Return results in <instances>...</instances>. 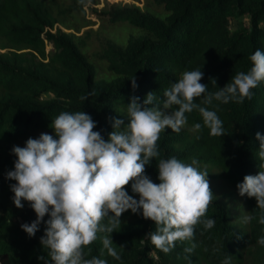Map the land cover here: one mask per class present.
<instances>
[{"label": "trees", "instance_id": "1", "mask_svg": "<svg viewBox=\"0 0 264 264\" xmlns=\"http://www.w3.org/2000/svg\"><path fill=\"white\" fill-rule=\"evenodd\" d=\"M66 1L0 0V264H45L46 260L52 264L40 244L46 225L42 222L32 237L21 228L36 215L29 202L22 200L23 208L13 203L10 185L16 182L7 179L16 160L13 146L24 147L28 138L41 133L54 134L51 121L64 111L89 114L97 125L93 130L107 140L112 119L128 123L124 112L132 96L142 103L153 92L159 102L181 73L198 69L207 91L194 103L215 111L225 134L212 136L194 109L185 114L187 122L179 132L160 133V155L145 165V174L154 183H159V159L176 157L187 164L196 159L199 170L208 172L213 201L195 226L193 240L176 241L165 254L145 237L155 231L154 223L139 211L128 210L110 234L120 259L106 250L101 255V238L107 233H98L97 240L83 249L85 258L95 256L107 264H223L230 257V264H264V246L257 243L264 236V225L258 222L264 211L256 207L255 198L240 196L236 188L245 175L264 170L255 138L257 132L264 136V81L251 89L252 98L243 103L215 99L203 103L205 96L231 83L237 73L249 71V58L257 49L264 51V0H144L142 7L121 0ZM86 3L94 7L91 13L99 25L120 31L125 27L124 36L101 38L91 50V36L98 31L86 27L77 34L87 21L76 25L72 19ZM99 3L101 8L96 9ZM231 20L239 22L233 29ZM83 96L88 98L83 101ZM197 123L199 130L194 129ZM125 190L139 198L131 182ZM233 200L244 208V215L254 217L250 222L243 223L244 215L230 207ZM208 218L215 220L211 229L203 225ZM108 219L101 223L107 225ZM193 243L194 251L185 253Z\"/></svg>", "mask_w": 264, "mask_h": 264}, {"label": "clouds", "instance_id": "2", "mask_svg": "<svg viewBox=\"0 0 264 264\" xmlns=\"http://www.w3.org/2000/svg\"><path fill=\"white\" fill-rule=\"evenodd\" d=\"M249 59V71L237 73L231 83L205 96L203 103L250 100L251 89L264 81V51L257 49ZM202 77L200 69L181 73L159 102L153 92L147 93L142 103H138L140 97L132 96L124 112L128 123L112 119L107 140L93 130L97 125L89 114L64 111L51 121L54 134L41 133L38 138H28L24 147L13 146L14 169L7 172V179L16 182L10 185L13 203L23 208L21 201L29 202L36 215L21 228L32 237L42 222L46 225L40 244L48 250L52 264H107L95 256L85 258L83 249L97 240L98 233L108 234L101 238V255L106 250L119 260L110 234L120 227L119 217L128 210L134 214L139 211L154 223L155 231L145 237L165 254L175 248L176 241L193 240L195 226L213 201L208 172L199 170L196 159L190 164L176 157L159 159V183H154L145 174V165L160 155V133L166 129L179 132L187 122L185 114L194 109L212 136L225 134L216 112L194 103L207 91V85L200 83ZM130 80L135 89V77ZM87 98L81 97L83 101ZM200 128L199 123L194 125L195 130ZM255 138L259 141L258 156L264 161V136L257 132ZM130 182L138 199L125 190ZM236 188L240 196L255 198L256 207L264 211V170L245 175ZM46 215L49 218L45 221ZM105 217L109 218L107 225L101 223ZM253 218L244 215L242 222ZM258 222L264 225V215ZM203 225L211 229L215 220L204 219ZM257 243L264 246V236ZM195 247L193 243L184 252L191 254ZM223 264H230V257Z\"/></svg>", "mask_w": 264, "mask_h": 264}, {"label": "rangeland", "instance_id": "3", "mask_svg": "<svg viewBox=\"0 0 264 264\" xmlns=\"http://www.w3.org/2000/svg\"><path fill=\"white\" fill-rule=\"evenodd\" d=\"M61 2L65 1V0H59ZM68 1V0H67ZM66 1V2H67ZM102 4L104 2H112V1H120V0H101ZM123 2H133L134 4L138 5L139 7H142L145 5L144 0H121ZM101 3H99V5L96 6V9H100ZM94 8L91 4L86 3L82 6V10L77 12L76 17H72V19L76 22V25L82 23L83 19H86V23L87 26H82L80 28V32H78L77 34H81L82 31L86 28V27H90L92 30L98 31L96 34L92 35L91 37L94 39L93 43L94 45L91 46V50H94V48L96 49L100 43H101V38L103 40L104 37H109V38H118V37H123L124 33L126 31H124L125 27H121V31H120V27L114 28V26H112L111 28H107L105 24H100L99 25V21L96 20V18L93 16V14L91 13V9ZM92 21V24H89L88 22ZM240 21H243V23H246V18H241ZM238 21L237 20H231L230 21V28L233 29L234 27H236L238 25ZM264 25V23H263ZM59 27H61L59 25ZM68 27H71L70 25H68ZM114 28V29H112ZM70 31V30H67ZM101 31H106L107 33L102 36L101 35ZM122 35V36H120ZM48 96V95H45ZM230 207L236 211L239 215H244V208L240 205V203L237 200H233L230 204ZM239 221H241V219H239Z\"/></svg>", "mask_w": 264, "mask_h": 264}]
</instances>
